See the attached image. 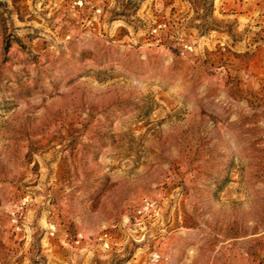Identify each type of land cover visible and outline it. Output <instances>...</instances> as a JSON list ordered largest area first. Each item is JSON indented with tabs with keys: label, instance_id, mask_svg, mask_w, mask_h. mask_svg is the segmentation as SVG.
<instances>
[{
	"label": "rangeland",
	"instance_id": "rangeland-1",
	"mask_svg": "<svg viewBox=\"0 0 264 264\" xmlns=\"http://www.w3.org/2000/svg\"><path fill=\"white\" fill-rule=\"evenodd\" d=\"M0 264H264V0H0Z\"/></svg>",
	"mask_w": 264,
	"mask_h": 264
}]
</instances>
